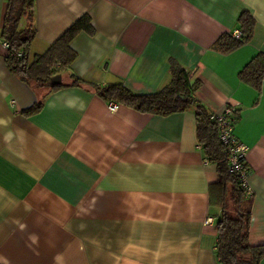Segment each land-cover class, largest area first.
I'll use <instances>...</instances> for the list:
<instances>
[{"label": "crops", "instance_id": "1", "mask_svg": "<svg viewBox=\"0 0 264 264\" xmlns=\"http://www.w3.org/2000/svg\"><path fill=\"white\" fill-rule=\"evenodd\" d=\"M244 11L249 41L213 50ZM84 14L94 32L74 37L77 56L58 83L74 74L80 86L23 82L0 39V264H218L216 164L197 141L194 109L110 110L96 91L122 83L154 93L172 66L200 83L193 97L211 115L233 108L252 190L248 242L264 246V85L259 94L238 78L264 54V0H34L31 56Z\"/></svg>", "mask_w": 264, "mask_h": 264}, {"label": "trees", "instance_id": "2", "mask_svg": "<svg viewBox=\"0 0 264 264\" xmlns=\"http://www.w3.org/2000/svg\"><path fill=\"white\" fill-rule=\"evenodd\" d=\"M33 5L34 0H7L0 39L7 44L5 60L9 70L23 82L46 87L49 92L82 85L84 81L74 74L69 76L71 81L66 85H51L50 78L68 70L76 58L77 54L70 46L74 37L80 32L93 34L90 17L87 14L80 16L46 51L30 59V46L36 35L32 24ZM253 25V17L246 11L242 12L237 20L239 36H234V32H225L215 40L212 49L227 54L239 48L249 41ZM238 78L260 94L264 85V54L252 58L240 70ZM199 85L198 81L189 80L186 70L172 66L169 83L154 93L137 94L122 83L109 84L96 88V91L106 102L122 104L140 113L166 115L194 109L197 141L206 160L216 164L217 179L209 187V196L210 205L221 208L215 221L218 264H258L264 258V246L248 242L250 197L241 187L237 173L229 168L215 116L193 97ZM41 106L42 102H37L24 112L37 111ZM233 115L235 123L234 111Z\"/></svg>", "mask_w": 264, "mask_h": 264}, {"label": "built area", "instance_id": "3", "mask_svg": "<svg viewBox=\"0 0 264 264\" xmlns=\"http://www.w3.org/2000/svg\"><path fill=\"white\" fill-rule=\"evenodd\" d=\"M234 36H239V31H234ZM2 46L7 48L5 42ZM110 110H116L117 104L109 103ZM217 121V130L219 140L227 153V161L231 171L236 172L241 187L244 189L247 196H252V190L247 184L248 170L245 164V155L247 146L240 142L233 132L234 115L233 108L230 106L224 107L223 111L215 116ZM201 147V146H200Z\"/></svg>", "mask_w": 264, "mask_h": 264}, {"label": "water", "instance_id": "4", "mask_svg": "<svg viewBox=\"0 0 264 264\" xmlns=\"http://www.w3.org/2000/svg\"><path fill=\"white\" fill-rule=\"evenodd\" d=\"M61 81V76L59 74H56L50 78L51 84H58Z\"/></svg>", "mask_w": 264, "mask_h": 264}, {"label": "rangeland", "instance_id": "5", "mask_svg": "<svg viewBox=\"0 0 264 264\" xmlns=\"http://www.w3.org/2000/svg\"><path fill=\"white\" fill-rule=\"evenodd\" d=\"M32 56H30L29 58L31 59Z\"/></svg>", "mask_w": 264, "mask_h": 264}]
</instances>
